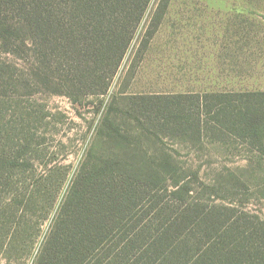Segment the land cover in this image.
Listing matches in <instances>:
<instances>
[{
  "label": "trees",
  "instance_id": "trees-1",
  "mask_svg": "<svg viewBox=\"0 0 264 264\" xmlns=\"http://www.w3.org/2000/svg\"><path fill=\"white\" fill-rule=\"evenodd\" d=\"M150 3L0 0V249L7 257L32 223L22 216L55 208L68 179L66 171L60 177L54 169L36 172L41 118L12 89L24 76L33 90L36 78L58 73L61 82L52 83L64 90L105 93ZM4 54L28 67L18 68ZM130 96L125 113L137 123L136 140L125 137L117 101L102 124L106 137L128 141L133 154L81 162L33 264H264V218L243 206L248 185L241 177L218 180L208 186L211 192L191 196L194 188L173 156L149 155L141 142L207 136L264 153V92Z\"/></svg>",
  "mask_w": 264,
  "mask_h": 264
},
{
  "label": "rangeland",
  "instance_id": "rangeland-1",
  "mask_svg": "<svg viewBox=\"0 0 264 264\" xmlns=\"http://www.w3.org/2000/svg\"><path fill=\"white\" fill-rule=\"evenodd\" d=\"M239 41L249 42V48L239 46ZM225 43L231 45L224 48ZM262 46L264 0H151L135 38L105 93H92L90 89L89 92L64 90L62 84L52 83L61 82L58 73L49 80L36 78V89L31 90L28 85L30 79L24 76L25 80L18 85V89L9 90L11 94H22L19 97L23 100V107H27L28 112L36 110L38 116L35 118H41L37 122L41 150L37 155L36 172L47 173L54 169L57 171L56 177H60L66 171L68 179L60 195H57L55 208L43 212L37 208L33 217L18 214L32 220V223L20 238L21 241L18 240L10 257L0 249V264H33L59 205L84 159H91L94 163L98 158L129 157L133 154V146L128 141L115 142L105 135L108 129L102 124V119L111 102L122 104L119 110L124 112L116 111L117 120L125 130V137L136 140L138 131L134 128L137 123L125 113L132 102L130 95L184 91L264 92V85L237 91L218 84L199 83L214 80L217 76L218 70L209 71L215 64L217 54L226 53L228 58L231 55L234 60L237 53L239 56L241 49H244L249 53L248 65H251L252 61H258V56H255L257 51L264 59ZM7 57L18 68L28 67L17 56L4 54V58ZM225 73L219 74L224 77ZM249 75L250 78L254 77L251 81L255 83L264 81V72L255 68V64ZM62 78L66 82V78ZM207 86L211 87L210 90L205 89ZM11 104L9 117L16 109L15 103ZM112 113L114 116L115 112ZM141 142L149 155L165 151L173 156L185 182H191L194 188L191 196H201L205 190L210 191L208 186L217 184L218 180L231 182L234 177H241L248 185V188L242 189L243 192L248 191L244 193L248 199H245L243 206L264 218V153L235 139L218 143L207 136L202 141L189 135H169L164 136L161 143L155 144L148 139H141ZM240 191L239 188L238 193ZM240 198L238 195L236 200Z\"/></svg>",
  "mask_w": 264,
  "mask_h": 264
},
{
  "label": "crops",
  "instance_id": "crops-1",
  "mask_svg": "<svg viewBox=\"0 0 264 264\" xmlns=\"http://www.w3.org/2000/svg\"><path fill=\"white\" fill-rule=\"evenodd\" d=\"M238 43H239V46L241 47H248L250 45L249 42H245V41H239ZM257 44L260 46L259 41ZM228 45H231V44L225 43L223 44V47L224 48L228 47ZM233 55H235V53H233ZM256 55L258 56V61H252L251 65H248L250 64L249 59H248L249 53L245 52L244 49L243 50L241 49L239 56L237 53L236 59L234 60L231 59L232 58L231 55L228 58L227 57L228 55L226 53L225 55H221L219 53L216 56L215 64L212 65L211 68L209 69V71H212V72L214 70H218L217 76L214 78V80L209 79L210 81H204V82H199V83H204L208 85L218 84L219 86H223L225 88H235L237 91H245L247 89H256L255 85H259L258 87L261 88V86L264 85V81L255 83V81H251V79H254V77L252 76L250 78V75H249V72L251 71V69H253L254 64H255V68H257L258 70H262L264 72V59L263 57H261V52L257 51V53H255V56ZM259 58H262V59L259 60ZM221 72L222 73L226 72L227 74L225 73V76L222 77V74H219ZM262 78L264 79V76ZM217 81H221V82L217 83ZM186 84L188 85L187 82ZM210 88H211L210 86L205 87V89H209V90Z\"/></svg>",
  "mask_w": 264,
  "mask_h": 264
}]
</instances>
